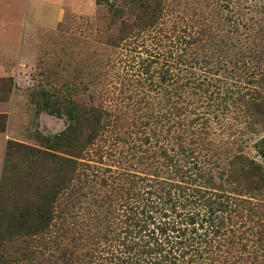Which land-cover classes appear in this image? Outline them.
Segmentation results:
<instances>
[{"label": "trees", "instance_id": "trees-1", "mask_svg": "<svg viewBox=\"0 0 264 264\" xmlns=\"http://www.w3.org/2000/svg\"><path fill=\"white\" fill-rule=\"evenodd\" d=\"M130 3L137 6L135 18L145 21V27L163 22L165 0ZM122 16L123 11L113 5V19ZM121 23L126 30L125 20ZM182 32L183 37L177 36L169 49L156 47L143 60L145 77L138 82L147 89L142 92L162 94L163 100L157 103L163 104L165 112L152 109L146 113L137 131L122 127V118L114 111L112 115L104 108L69 101L62 109L68 119L66 129L52 137L39 136L40 149L7 141V156L18 152L34 155L43 166L48 163L52 195L46 210L36 208L37 215L23 211L11 218L0 215V264H36L31 261L36 252L29 248L34 242L30 238L61 230L59 221H67L62 214L74 216L59 210L61 195L80 192L87 197L85 190L95 185L104 195L102 203L113 198L114 212L118 205L128 215H113V229L105 225L97 235L68 237L70 243L63 250L54 241L60 252L54 264H264V206L249 196L264 193V138L255 145L261 161L239 153L224 166L222 159L209 154L212 123L218 113L227 114L228 100L263 116L264 98L256 88L248 87L249 82L223 85L219 72L231 63L212 53L211 27ZM238 62L248 72L240 78L247 75L253 84L261 82L254 80L256 70L245 59L233 63V69L239 68ZM232 94L236 100L229 97ZM155 105L148 103L151 108ZM43 108L61 115V108L47 103ZM7 124L8 117L0 114V133ZM112 135L113 143H109ZM236 173L243 179L237 203H211L217 207L213 211L205 206L209 215L194 208L170 215L178 208L203 205L209 199L205 192L221 191L216 177L222 183ZM83 240L88 245L79 249L76 243Z\"/></svg>", "mask_w": 264, "mask_h": 264}, {"label": "rangeland", "instance_id": "rangeland-1", "mask_svg": "<svg viewBox=\"0 0 264 264\" xmlns=\"http://www.w3.org/2000/svg\"><path fill=\"white\" fill-rule=\"evenodd\" d=\"M165 1L163 22L148 28L145 21L136 20L137 6L130 0H108L101 5L96 0H0V52L11 53L15 43L24 40L11 57H0V114L8 117L6 131L0 134L6 138V145L12 140L40 149L39 136L52 137L66 129L68 119L62 109L69 101L104 108L112 115L114 111L122 118V127L137 131L146 120V113L152 109L155 113L165 112L163 104L157 103L163 100L162 94L142 92L147 89L138 82L145 77L143 60L156 47L169 49L177 36L183 37L184 29L196 31L204 25L212 28L214 56L231 63L219 72L223 85L236 87L249 82L248 87L256 88L264 98V0ZM60 4L65 13L55 23ZM113 5L123 11L122 19H113ZM122 20L128 25L126 30L122 28ZM244 59L256 70L254 80L261 79L260 83L253 84L250 82L253 78L247 75L240 78L242 72L248 74L242 63L238 62L239 68L233 69V63ZM229 97L236 100L235 94ZM46 103L61 108V115L50 114L43 108ZM228 106L227 114L218 113L211 126V158L219 157L224 166L239 153L261 161L255 145L264 138V115L245 111L241 102L228 100ZM109 140L113 143V135ZM47 165L43 166L34 155L12 152L7 156L5 147L0 215L11 218L22 211L24 215H37V207L48 208L52 194ZM216 181L221 191L202 190L209 197L202 202L204 206L193 204L170 215H181L178 214L181 210L187 213L189 208L209 215L205 206L211 208V203H237L243 179L236 173L230 181L221 183L217 177ZM100 190L95 185L85 190L87 197L80 192L61 195L59 210L74 216L62 214L67 221H59L58 228H62L56 229L57 233L30 238L34 242L29 248L36 252L31 261L54 264L60 253L54 248V241L63 250L70 243L68 237L85 239L97 235L105 225L110 224L113 229V215H128L118 205L114 212L113 198L104 200L107 204L102 203L105 198ZM249 196L253 197L250 198L253 203L264 206V193ZM216 204L211 210H216ZM242 211L247 213L245 207ZM83 241L76 243L79 249L87 244V240Z\"/></svg>", "mask_w": 264, "mask_h": 264}, {"label": "crops", "instance_id": "crops-1", "mask_svg": "<svg viewBox=\"0 0 264 264\" xmlns=\"http://www.w3.org/2000/svg\"><path fill=\"white\" fill-rule=\"evenodd\" d=\"M65 13V9L63 7L62 4L59 5V8H58V12H57V18L55 20V23H59L63 14ZM54 25L50 26V27H53ZM47 27V26H46ZM22 45L24 44V40H21L20 42H16L15 43V47L11 50V53L10 52H6V50H1L0 52V57H11L12 54H14V52L17 50V46L18 45ZM5 147H6V138L0 134V177H1V170H2V166H3V163H4V157H5Z\"/></svg>", "mask_w": 264, "mask_h": 264}]
</instances>
